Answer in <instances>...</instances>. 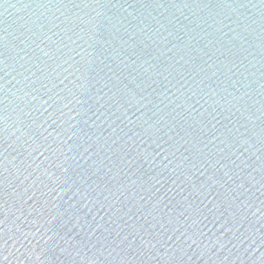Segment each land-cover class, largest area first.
I'll return each mask as SVG.
<instances>
[{"label": "water", "instance_id": "obj_1", "mask_svg": "<svg viewBox=\"0 0 264 264\" xmlns=\"http://www.w3.org/2000/svg\"><path fill=\"white\" fill-rule=\"evenodd\" d=\"M0 264H264V0H0Z\"/></svg>", "mask_w": 264, "mask_h": 264}]
</instances>
